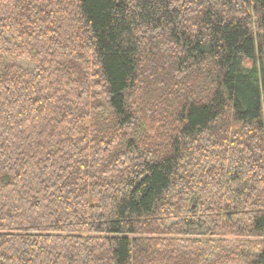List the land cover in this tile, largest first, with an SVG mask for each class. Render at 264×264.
<instances>
[{
	"label": "trees",
	"instance_id": "trees-1",
	"mask_svg": "<svg viewBox=\"0 0 264 264\" xmlns=\"http://www.w3.org/2000/svg\"><path fill=\"white\" fill-rule=\"evenodd\" d=\"M0 264H264V0H0Z\"/></svg>",
	"mask_w": 264,
	"mask_h": 264
}]
</instances>
